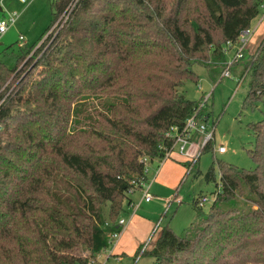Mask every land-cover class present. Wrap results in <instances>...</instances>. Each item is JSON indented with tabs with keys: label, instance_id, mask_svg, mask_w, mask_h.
<instances>
[{
	"label": "trees",
	"instance_id": "16d2710c",
	"mask_svg": "<svg viewBox=\"0 0 264 264\" xmlns=\"http://www.w3.org/2000/svg\"><path fill=\"white\" fill-rule=\"evenodd\" d=\"M149 1L77 0L33 69L7 97L0 93V264H90L109 249L145 167L164 160L172 129L182 131L200 109L181 91L199 83L195 66L223 72L264 7V0H176L167 14L160 0ZM71 3L53 1L50 28ZM34 47L0 53V89ZM253 54L243 71L244 107H263L248 125L256 168L214 162L205 178L216 181L218 166L220 183L209 212L194 200L197 218L186 234L164 226L134 261L264 264V38ZM92 99L100 109L82 122L74 107ZM199 116L209 119L204 109Z\"/></svg>",
	"mask_w": 264,
	"mask_h": 264
},
{
	"label": "rangeland",
	"instance_id": "374dc122",
	"mask_svg": "<svg viewBox=\"0 0 264 264\" xmlns=\"http://www.w3.org/2000/svg\"><path fill=\"white\" fill-rule=\"evenodd\" d=\"M53 1L54 0H29L27 4H21L17 0L4 1L3 11L0 10V17H7L9 14L13 13H17L19 16L14 26H12L5 35L0 36V53L4 52L11 45L14 48L6 50L9 54L13 52L16 53L18 46H35L33 50L30 51V54L27 56L25 55V58L17 64V72L0 89L1 94L6 92L5 97L12 93L15 85L21 81L26 72L33 69L36 62L42 58L45 51L55 40L60 31L68 26V22L65 21L58 23L61 14L56 23L48 30L52 19ZM57 1L58 0H55V3ZM149 2H152L153 7L156 5L152 0ZM175 3L176 0H160L161 7L166 9L167 14ZM94 10H96V8H94ZM263 16L264 15H260V21L264 19ZM257 22L258 20L254 23L255 26ZM252 31L253 36H251L249 42L252 41L253 43L254 41L256 43L260 35L262 34L263 36L264 34V24L260 26L256 32L254 29ZM20 37H22L23 40H20ZM233 57L234 50L229 51L227 60L230 61ZM251 57H254V54H246L245 61L250 60ZM243 69L244 61L240 64H236L230 70V78H222V70L214 74L202 66H195L194 70L199 76V83L190 81L185 83L181 89L185 96L191 101L204 102L205 98L209 96V100L204 108L205 112L209 114V119L205 121V125L209 131L213 128L215 129V139L211 142L210 148L206 149L201 154V157L195 163L193 172L189 173L183 180L178 192L168 190L171 192L168 197L169 199H165L162 202L159 201L160 194L158 190H167L165 187L161 186V183L155 182L150 192L155 195V198L153 197L150 201L151 203L144 202V206L142 205L143 202H140L142 198V194L139 192L140 189L130 194V198L135 202L132 204V208L136 207L137 210L135 212L138 214H143L142 209L144 207L152 208L151 213L153 214L155 228L147 239L148 241L152 236L146 248L147 251H150L154 247L161 229L164 226L169 225L179 236L186 234L197 218L194 200H200L206 196L208 201L204 204L203 210L206 213L209 212L215 198V193L218 190L217 184L220 183L218 166L215 167L216 181H207L205 178L214 162L221 161L245 170H254L256 168L250 155V151L254 149L256 141L248 125L261 120L263 107L261 105L254 110L244 107V100L249 91L248 85L250 77L247 73L244 74ZM40 70L41 68H38V70L35 71L33 75L34 78L38 77ZM23 72H25V74ZM19 74H21V76H19ZM106 100H109L111 103L116 101L115 98ZM100 104L101 101L98 99L81 102L74 107V116H77L82 122L87 121L94 110L98 111L100 109ZM93 114L95 116V113ZM195 141L199 143L201 141V136H195ZM221 146L227 149L226 153L221 154L218 152ZM182 159H184V157H182ZM160 167H158V165H153L149 181H153L154 176H152V173L157 170L159 173ZM124 204L125 206L128 205L126 201ZM128 208L129 207L126 208V214L119 217V219L129 218L133 211L129 213ZM127 212L129 214H127ZM104 213L106 215V221L110 220L109 205L104 207ZM137 238L138 236L136 234L130 235L128 244L134 243ZM116 241L117 239L112 241L113 243L110 248L113 247ZM144 247L143 245L142 249H144ZM110 248L102 252V257H96V259L99 260H93V263L91 262L90 264H153L152 259L141 255L135 261L133 258L127 257H124L123 260H118L110 255ZM142 252L144 251H141V254ZM85 255L86 254H84V256Z\"/></svg>",
	"mask_w": 264,
	"mask_h": 264
},
{
	"label": "built area",
	"instance_id": "2783aa9c",
	"mask_svg": "<svg viewBox=\"0 0 264 264\" xmlns=\"http://www.w3.org/2000/svg\"><path fill=\"white\" fill-rule=\"evenodd\" d=\"M1 2L4 0H0ZM21 4H27L29 0H18ZM77 0H72L71 5L65 10V12L61 15L58 23L61 21H67L70 12L72 11L73 7ZM264 15V14H263ZM17 13L9 14L5 19L0 21V36L5 35L9 29L14 26L18 18ZM264 17V16H263ZM57 23V24H58ZM253 29L244 31L237 42V45L233 46L234 50V57L230 61H228L225 70L222 72V78H230V70L236 65L241 63L245 60L246 57V48L249 44V39L253 36ZM23 39V38H21ZM231 45H229L230 47ZM245 78V77H244ZM209 100V96L205 98V101L202 102L200 109H204L206 106L207 101ZM199 110H197L190 118L187 119L184 128L182 131H177L176 128L172 129L171 137L174 139L173 147L164 157V160L158 164L160 167L166 160L170 159L173 154L178 153L180 156L184 157L185 162L189 163L188 173H191L195 167V163L201 157V154L206 150L207 146L211 144L212 141L215 139V129L208 130L207 126L205 125L204 117L199 116ZM195 136H201V141L197 143L195 141ZM218 152L223 154L227 152V149L224 146L219 147ZM153 166L147 165L145 167V174L147 176L146 180L142 181L140 186L141 189L139 192L142 194V201L150 202L153 199L152 194L150 193V187L152 182L150 180V173ZM153 176L158 174V170L152 173ZM137 192V191H136ZM135 193V192H133ZM132 193V194H133ZM208 201L207 197H203L199 200V207L203 208L205 203ZM128 219L121 218L118 221V224L122 227L121 232L114 233L111 235L112 241L118 239L122 233V231L127 226ZM152 238V236H151ZM150 238V239H151ZM150 239L145 243V247L142 251H145Z\"/></svg>",
	"mask_w": 264,
	"mask_h": 264
},
{
	"label": "crops",
	"instance_id": "0c3cea01",
	"mask_svg": "<svg viewBox=\"0 0 264 264\" xmlns=\"http://www.w3.org/2000/svg\"><path fill=\"white\" fill-rule=\"evenodd\" d=\"M4 1H2V2L0 1V10L3 9ZM5 18H6L5 16L0 17V21L2 19H5ZM259 21H260V19L258 20L257 25L256 26L254 25V27H253L255 32L260 26H262L264 24V19H262L260 22ZM51 25H52V19H51L50 26ZM50 26H49L48 30L50 29ZM21 38L22 37H20V40H23ZM263 38H264V34H263V36L261 34L259 40L256 43L254 41H253V43H252V41L249 42V44L246 48V54H248V55L253 54L255 52L258 44L260 43V41ZM10 47H12V45L9 46L8 48H10ZM18 47H22V46H18ZM184 162H185V160L182 159V157L178 153L177 154L175 153L172 155V157L170 159L166 160L161 165L162 168L160 167L159 173L153 177V181H152V184L150 187V192H151V189H152L154 182L159 183V184L161 183V186L165 187V189L167 190V191H162L160 189L158 190V193L160 194V197H159L160 200L159 201L162 202L165 199H169L168 197H169V194L171 192L168 190L178 192L180 186L182 185L183 180L189 174L187 172V169L182 165V163H184ZM152 196L155 198L154 194H152ZM131 201H132V204L135 203L132 199H131ZM140 202L141 203L143 202L142 203V205H143L145 201H142V198H141ZM146 203H149V202H146ZM132 204L126 206V208L129 207L128 208L129 213L131 211H133V213L129 216V218H127L128 219L127 226L122 231L120 237L117 239V241L113 245V247L110 248V255L115 257L118 260H123L124 257L134 259L139 248H141L142 245H145L147 239L149 238L150 233L155 228L153 214L151 213L152 208L151 207H144L142 209L143 214H138L137 212H135L137 210V208L136 207L132 208ZM139 208H141V207H139ZM129 213L127 212V214H129ZM132 234L133 235L136 234L138 236V238L136 239V241L134 243L128 244V238ZM98 256H99L98 258L102 257V253ZM107 259H108V257H107ZM96 260H99V259H95L94 261H96Z\"/></svg>",
	"mask_w": 264,
	"mask_h": 264
}]
</instances>
